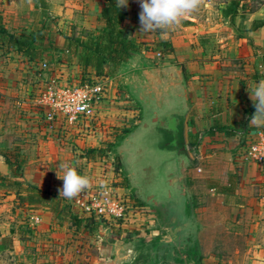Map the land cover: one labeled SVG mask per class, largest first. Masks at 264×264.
<instances>
[{
  "label": "crops",
  "instance_id": "1",
  "mask_svg": "<svg viewBox=\"0 0 264 264\" xmlns=\"http://www.w3.org/2000/svg\"><path fill=\"white\" fill-rule=\"evenodd\" d=\"M103 4L84 0L77 6L92 9L99 28ZM125 9L121 26L136 39L139 50L113 72L110 96L115 108L106 111V119L119 120L123 132L137 123L132 121L136 101L150 103L153 89L174 94L183 89V135L190 161L183 170L184 189L178 188L184 194L180 209L158 199L131 225L109 223L90 231L68 219L58 221L50 201L32 204L23 188L17 193L15 184L31 185L72 203L73 198L60 193L59 178L70 154L59 134L60 120L46 125L31 102L35 77L27 58L0 49V142L4 137L14 140L5 147L15 149L22 160L20 175H15L16 163L12 160L10 166L0 155V264H221L214 249L221 247L222 235L243 236L251 250L260 252V260L249 264H264V163L244 153L245 142L264 128L253 118L244 121L245 109L254 105L251 89L264 81V0L256 8L248 0H198V8L178 25L147 33L140 31L139 0H129ZM42 11L38 0H0L4 27L15 36L22 28L40 24ZM16 58L26 63L20 66ZM105 69L112 67L107 64ZM16 70L29 73L21 102L16 97L18 83L4 79ZM148 76L157 80L149 81ZM20 105L18 116L14 112ZM215 127L234 135H209L207 130ZM92 141L98 145V140ZM202 180L207 197L221 201L219 209L200 207L206 200L196 192ZM230 185L229 193L215 190Z\"/></svg>",
  "mask_w": 264,
  "mask_h": 264
},
{
  "label": "rangeland",
  "instance_id": "2",
  "mask_svg": "<svg viewBox=\"0 0 264 264\" xmlns=\"http://www.w3.org/2000/svg\"><path fill=\"white\" fill-rule=\"evenodd\" d=\"M38 1L40 5L44 2L46 6L44 11H42V18L39 20L40 24L36 26L34 24V26L29 28H22V32L20 31V34L28 33L42 26V28H44V42L49 44L46 45L47 48L44 49L43 56L50 61L52 66H58L59 60L65 58L63 57L65 56L63 54H68V51L65 49L66 39L70 37H78L81 39H86L89 36L93 37L99 30L97 27L98 24L94 18V12L92 9L86 11L77 6V4L84 2V0ZM260 2H262V0H248L251 8H256ZM10 59H13L12 56ZM19 60V58H16L15 63L20 66H23L26 63L24 60ZM16 71V73L11 71L9 74L4 76V79L14 80L18 83L19 87H17L16 97L18 98V101L21 102L27 92L29 73H24L23 71L18 72V70ZM168 99L170 103H173L171 97ZM150 103L151 104H144L140 101H136L134 107L137 110V115L134 116L132 121L137 123L133 126L131 124V127L128 130L121 132V135L114 139L115 141L112 142L108 149L104 148L109 150L110 153L108 152L109 158L105 160L106 162H101L103 165L98 163L101 160L95 152V156L91 157V159L88 156L87 150L89 148H98L100 146V144H98L99 146L94 145L92 138H84L85 136L80 135L75 137L71 131L64 129L59 131V134L63 135L61 139L69 147L68 151L70 154V164L73 165L80 174L89 179V186L95 181L99 185L102 178L100 180L97 178L104 175V180L112 186L120 187L119 185L122 181L127 183L128 187L122 188L120 191L121 195L124 197H135L142 205L146 206V204L137 197V193L145 200L146 197L154 195V198L159 199L161 202H166L167 206L180 209L184 194L181 189L177 188L176 184L170 185L168 180L170 178V174L179 175V169H181L186 163L184 159L182 163L177 160L169 162L164 153L158 152L156 139L158 134L153 128V125L155 124L156 114L159 111H157V107H155L156 105L153 104V99ZM14 114L18 116L21 115V105L19 106V109L14 112ZM138 124L139 126L137 127ZM42 137V140H40L44 142V135H42ZM73 137L77 140H81L79 142L80 145L74 140L72 141ZM10 139L11 138L9 137L2 138V141L0 142V153L7 155V158L12 160V151H7V147H5L6 144L8 145L10 143H14V140H11L10 142ZM143 139L144 142H142ZM250 141L251 140L245 142V155ZM88 142H90V144ZM73 145L76 148L73 147ZM85 146H87L86 149H84ZM14 148L17 149V145H15ZM14 150L15 149H13V151ZM73 162L74 164H72ZM146 164L148 166L150 165L152 169V172L150 171L149 173L151 177L150 180L146 178V176H149L148 171H144ZM203 164L204 163L200 160L201 168ZM234 178H240L238 170H236ZM198 186L200 187H197L196 192L205 196L206 199L201 202L200 207L206 208L213 206V208L219 209L221 201H219V199L207 197L208 192L204 187L203 180L200 181V185ZM194 202L195 201L191 202V204L194 205ZM69 204L74 209L72 203ZM109 223L115 226L118 225L117 223L111 221ZM109 223L102 222L101 224L110 225ZM220 245V248L214 249V253L219 255V259L223 261L221 264H249V261L252 259L254 261L260 260V252H256L255 249L251 250L249 245H246L245 240L241 235H236L235 237L232 235H222Z\"/></svg>",
  "mask_w": 264,
  "mask_h": 264
},
{
  "label": "built area",
  "instance_id": "3",
  "mask_svg": "<svg viewBox=\"0 0 264 264\" xmlns=\"http://www.w3.org/2000/svg\"><path fill=\"white\" fill-rule=\"evenodd\" d=\"M27 61L29 73L35 77L31 102L46 125L50 126L59 119L62 130L71 131L75 137L96 139L106 149L121 135L120 129L124 125L117 119H106V111L115 108L111 101L114 98L110 96L115 82L113 74L95 76L92 71L83 73L77 64L67 61H59L58 66H52L46 58ZM108 152L106 150L105 156H98L100 162H106ZM246 157L253 162H264V128L259 129L248 144ZM103 176L97 179L104 180ZM102 179L99 185L93 182L72 200L78 213L101 222L124 225L145 217V205L134 207L132 198L121 195L122 187L112 186Z\"/></svg>",
  "mask_w": 264,
  "mask_h": 264
},
{
  "label": "trees",
  "instance_id": "4",
  "mask_svg": "<svg viewBox=\"0 0 264 264\" xmlns=\"http://www.w3.org/2000/svg\"><path fill=\"white\" fill-rule=\"evenodd\" d=\"M103 1L104 4L100 7L97 15V21L100 23L97 34L93 37L89 36L86 39L78 37L67 38L65 49L68 51V54H63L65 58L59 60L75 63L81 68L83 73L92 71L95 76L112 75L123 62L127 61L132 54L139 50V43L135 38L127 34L121 26L126 15L125 7L118 9L115 5V0ZM232 1L236 2V0ZM43 5L44 8H46L45 4L42 3V6ZM46 45L49 44L44 42V28H42V26L28 33L15 36L6 31L3 16L0 12V49H4L5 52H11L16 56H24L27 60L34 61L45 58L43 52L44 49L47 48ZM107 64L110 65L112 69L106 70L105 65ZM254 113L255 105L246 108L244 121L251 119ZM216 132H224L226 136L234 135L230 130L221 127L207 130L209 135ZM109 147L110 146H108V148ZM87 151L89 157L95 156L94 152L97 156H105L106 149L100 146L98 148H89ZM0 155H3L6 163L10 166L13 160L16 163L14 174L20 175L22 160L19 158V154L15 150L12 151V160L7 158L5 154L0 153ZM1 177L4 178L3 176H0V178ZM231 179L230 177V181ZM15 185V191L17 193L23 188L29 194L28 196L31 197L30 203L32 204H44L50 201L49 207L58 221L68 219L76 228L82 227L90 231L103 225L101 224L102 222L95 219V217H89L78 213L63 197L57 194L44 192L31 185L22 186L18 183ZM119 186L122 188L128 187L125 181L120 182ZM230 189L231 185L215 187V190L219 193H229ZM132 201L134 207H143L137 198L132 197Z\"/></svg>",
  "mask_w": 264,
  "mask_h": 264
},
{
  "label": "clouds",
  "instance_id": "5",
  "mask_svg": "<svg viewBox=\"0 0 264 264\" xmlns=\"http://www.w3.org/2000/svg\"><path fill=\"white\" fill-rule=\"evenodd\" d=\"M128 3L129 0H115L118 9L127 7ZM139 5L140 31L147 33L178 25L186 14H191L198 8V0H139ZM250 94L255 105L253 121L264 125V81L256 83ZM63 169V175L59 176L63 180L60 193L65 198L72 199L89 187V179L80 174L73 165L66 163Z\"/></svg>",
  "mask_w": 264,
  "mask_h": 264
},
{
  "label": "water",
  "instance_id": "6",
  "mask_svg": "<svg viewBox=\"0 0 264 264\" xmlns=\"http://www.w3.org/2000/svg\"><path fill=\"white\" fill-rule=\"evenodd\" d=\"M148 80L150 81L157 79L155 77L148 76ZM157 87L158 85L156 84L155 89H157ZM179 90L181 92L180 94H174L172 92L170 93L168 92V90H160L159 92H157V90L154 89L151 92L155 94L153 104L156 105L155 107H157V111H159L156 114L155 124L153 125V128L157 131L158 134L156 138L158 152L164 153L167 156L169 162L177 160L178 162L182 163L184 159L186 163L181 169H179V175H169L170 178L168 182L170 185L176 184L177 188L184 189V185H182L183 170L189 164L190 159L187 154L183 135V127L185 116L187 113V107L183 98V89L180 88ZM158 94H161L163 99L161 97L158 98ZM170 97L172 98L173 103L169 102L168 98ZM139 124L137 125V127L139 126ZM142 142H144V139L142 140ZM144 169V171H148V174L150 173V171L152 172L150 165L148 166L146 164ZM146 178L150 180V174L149 176H146ZM137 197L146 204V207H150L158 200L154 198V195L146 197V200L142 199L138 195V193Z\"/></svg>",
  "mask_w": 264,
  "mask_h": 264
}]
</instances>
